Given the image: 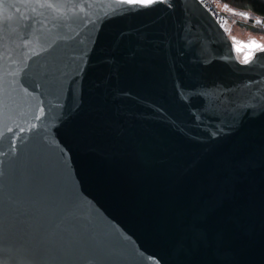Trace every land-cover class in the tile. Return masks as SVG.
Wrapping results in <instances>:
<instances>
[{"label":"water","instance_id":"water-1","mask_svg":"<svg viewBox=\"0 0 264 264\" xmlns=\"http://www.w3.org/2000/svg\"><path fill=\"white\" fill-rule=\"evenodd\" d=\"M0 264H264V50L200 0H0Z\"/></svg>","mask_w":264,"mask_h":264},{"label":"rangeland","instance_id":"rangeland-1","mask_svg":"<svg viewBox=\"0 0 264 264\" xmlns=\"http://www.w3.org/2000/svg\"><path fill=\"white\" fill-rule=\"evenodd\" d=\"M212 3L218 12L223 16H228L229 14L234 13L233 9L227 6V4H222L217 0L212 1ZM238 14L242 15L240 12ZM226 16L225 30L232 40L236 50V55L240 61L246 62L250 60L256 52L264 50L263 33L257 32L251 27L241 24L244 21L234 16L233 17L235 21L229 20L227 23Z\"/></svg>","mask_w":264,"mask_h":264},{"label":"trees","instance_id":"trees-1","mask_svg":"<svg viewBox=\"0 0 264 264\" xmlns=\"http://www.w3.org/2000/svg\"><path fill=\"white\" fill-rule=\"evenodd\" d=\"M217 1L221 2L222 4L223 3L227 4V6L233 9L234 13H231L228 16L225 15L227 19V23L229 20H234V17H236L244 21L241 24L247 25L252 29L256 30L257 32L264 34V0H217ZM239 12L248 13L249 18L241 14H238ZM256 19H259L260 22L255 25L254 23Z\"/></svg>","mask_w":264,"mask_h":264},{"label":"built area","instance_id":"built-area-1","mask_svg":"<svg viewBox=\"0 0 264 264\" xmlns=\"http://www.w3.org/2000/svg\"><path fill=\"white\" fill-rule=\"evenodd\" d=\"M202 4H204L208 9H210L211 13L214 15V17L216 18V20L218 21V23L220 25H222L223 27H225L226 24V20H225V16H223L222 14H220L218 12V10L214 7V5L212 4L211 0H200ZM242 13L243 16L249 18V14L246 12H240ZM260 22L259 19H256L255 21V25L258 24Z\"/></svg>","mask_w":264,"mask_h":264},{"label":"snow or ice","instance_id":"snow-or-ice-1","mask_svg":"<svg viewBox=\"0 0 264 264\" xmlns=\"http://www.w3.org/2000/svg\"><path fill=\"white\" fill-rule=\"evenodd\" d=\"M217 206H219V205L217 204ZM208 211H209V207L205 206L204 208H202L200 210L199 215L206 218ZM192 231H193L194 235H206V233H207V229L205 228V226L203 224H200V223H194L192 225Z\"/></svg>","mask_w":264,"mask_h":264}]
</instances>
